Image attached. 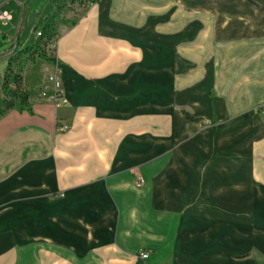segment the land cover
<instances>
[{
  "label": "crops",
  "instance_id": "0c3cea01",
  "mask_svg": "<svg viewBox=\"0 0 264 264\" xmlns=\"http://www.w3.org/2000/svg\"><path fill=\"white\" fill-rule=\"evenodd\" d=\"M13 1L0 94L56 8ZM220 4L98 0L56 38L66 103L0 116V264H261L264 0Z\"/></svg>",
  "mask_w": 264,
  "mask_h": 264
},
{
  "label": "rangeland",
  "instance_id": "374dc122",
  "mask_svg": "<svg viewBox=\"0 0 264 264\" xmlns=\"http://www.w3.org/2000/svg\"><path fill=\"white\" fill-rule=\"evenodd\" d=\"M210 1H216V0H210ZM217 1H222V0H217ZM228 2L229 0H223L224 4H220V5L225 9H229L230 4H227ZM208 7H209V3H208ZM2 8L6 9L5 11H8L13 15L14 21H16L21 10H23L24 12V21L27 18L26 17L27 11L25 10V8L22 9L13 0L7 1L6 4L2 6ZM86 8L87 6L85 8H82V7H79L78 5H73L71 7H67V9H65L61 13L62 17L65 20H67V23L58 24L57 33L55 37L45 46V52L47 56H53V58L55 59L54 63H50L46 60H43L42 58L38 57V55L36 54H33L32 56L21 55L20 59L17 60L16 62L17 64L15 65V70L20 73L23 79V85L26 89L32 88V87L40 88V86L42 85V80L45 79L46 75L52 71V70H49L50 68L49 64H57L55 53H54V48H55L56 38L61 35L60 34V31H62L61 29L65 30L68 26L72 25V22H75L82 15V13L85 11ZM191 11L192 12L194 11L193 6L191 7ZM224 21L225 20L222 19L221 21L217 20V21H213L212 23L214 26L217 27V26H221V24H223ZM36 31H41V28L34 30L33 33H30L28 35V38L26 39L27 45L30 44L31 42L36 41V38H37L35 36ZM13 35H14V30L10 28V25L9 26L0 25V51L9 48L11 44L9 38ZM253 110H254L253 113L256 114L255 115L256 124H258V121H259L258 118L259 119L262 118L264 120V103L260 104ZM262 119L260 120L261 122L263 121ZM204 124L208 125L210 124V122L206 121ZM198 127H202V125H198ZM256 232L262 233V231H256ZM249 255L254 257L256 261L262 264L264 259L259 257L257 250L250 251Z\"/></svg>",
  "mask_w": 264,
  "mask_h": 264
},
{
  "label": "trees",
  "instance_id": "16d2710c",
  "mask_svg": "<svg viewBox=\"0 0 264 264\" xmlns=\"http://www.w3.org/2000/svg\"><path fill=\"white\" fill-rule=\"evenodd\" d=\"M98 0H55V11L44 18L41 26V35L36 38L35 42H31L23 48H14L9 56L4 70L1 94H0V116L10 109L18 111H31L30 93L23 85V79L19 72L15 70L17 60L21 55H38V57L50 63H54L53 56H47L45 46L55 37L59 23H67L61 13L73 5L85 8L90 3H95ZM73 23V22H72Z\"/></svg>",
  "mask_w": 264,
  "mask_h": 264
},
{
  "label": "built area",
  "instance_id": "2783aa9c",
  "mask_svg": "<svg viewBox=\"0 0 264 264\" xmlns=\"http://www.w3.org/2000/svg\"><path fill=\"white\" fill-rule=\"evenodd\" d=\"M93 3L88 4L87 6L92 5ZM12 16L11 13L5 10H0V24H9L11 22ZM60 34L64 33V29H61ZM41 35L40 31L35 32V36L39 37ZM39 97L45 101H48L54 105H63L66 103V98L63 93L60 70L57 64H54V69L49 72L44 80V83L41 85L39 90ZM58 129L60 131H65L68 129V125L62 122L58 123ZM148 257L147 252L140 254V258L146 259Z\"/></svg>",
  "mask_w": 264,
  "mask_h": 264
}]
</instances>
